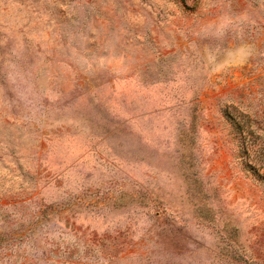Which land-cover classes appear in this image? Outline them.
Returning a JSON list of instances; mask_svg holds the SVG:
<instances>
[{
	"label": "rangeland",
	"instance_id": "1",
	"mask_svg": "<svg viewBox=\"0 0 264 264\" xmlns=\"http://www.w3.org/2000/svg\"><path fill=\"white\" fill-rule=\"evenodd\" d=\"M0 264H264V0H0Z\"/></svg>",
	"mask_w": 264,
	"mask_h": 264
}]
</instances>
